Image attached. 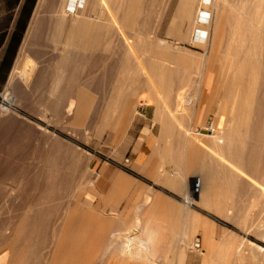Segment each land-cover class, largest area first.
<instances>
[{"label":"bare ground","instance_id":"bare-ground-1","mask_svg":"<svg viewBox=\"0 0 264 264\" xmlns=\"http://www.w3.org/2000/svg\"><path fill=\"white\" fill-rule=\"evenodd\" d=\"M150 1L152 0H96V7L92 12L94 18H91V14L75 13L71 0H38L5 90L0 92V101H3L0 104V264H89L90 254H87V250L90 245L87 242L91 239L100 245L107 236L108 228L106 229V225L103 228L101 221H94L93 226L87 228L88 222L82 209L72 210L71 216L63 223L61 234L57 235V216L60 210L58 192L60 188H66L73 183L76 170L86 166L79 162L83 153L74 154L72 148V156H62L66 145L59 140L62 144L60 147L65 146L63 153H58L59 142L49 130L50 124L29 125L27 123L30 120H22L24 116L16 107L25 100L20 91L21 73L24 68L32 65L33 57L37 56L36 52H31V48H40L39 45L48 44L45 43L47 41L56 44L50 50L56 53L53 59L58 67V80L49 89V99H43L45 109L35 114L36 108L32 106L33 111L35 110L34 116L39 114L38 117L48 123L56 119H62L61 122L63 119L68 121L69 118L77 123L89 120L96 124L101 121L100 115H96L95 110L91 111L88 107L87 89L91 85L85 80L89 72H94L88 71V52L98 47L102 40L114 43L118 40L126 44L124 56L121 53V59H124L121 61L122 71L135 78L133 86L136 89H139V78L143 76L148 94L158 106L161 134L181 138L184 149L181 152L176 151V154L185 155L187 167L200 171L203 181L200 200L204 206L221 214L231 212L235 208L236 194L244 185L243 180L249 181L263 172L261 162L264 159V147L261 145H264V12L261 14L257 10L261 16L255 13L263 30V35L257 36L249 25H240L239 20H243L241 17L232 15L230 11L225 12L226 0H216L214 9L217 10L219 23L215 22L207 53L187 51L183 54L180 50L174 52L176 49L170 52L172 49L168 45L169 41L158 38V34L149 36L146 43L138 42L141 41L138 33L143 31L146 24V18H143L144 21L141 16L150 9ZM179 1L180 23L186 19L193 21L201 0ZM243 3L242 6H245L246 2ZM253 3L251 4L254 6L256 3ZM263 4H260V8ZM49 16H52L51 21ZM224 21L235 22L234 38L246 43L216 44L223 34ZM170 24L175 27L178 21L175 19ZM193 31L191 22L189 35L193 36ZM254 41L255 44H252ZM195 56L201 58V61L196 66L197 76L195 80L192 79L194 85L197 84L200 90L211 96L222 92L229 102L228 112L222 121L223 126L213 138H200L196 134L192 136L186 129L181 132L176 130L179 126L174 125V117L170 114L172 100L166 98L172 91L183 89L187 85L191 67L196 61ZM160 91H164V98L160 99ZM114 111L117 113L119 109ZM130 112L129 106L119 112L124 114V123L128 122ZM119 116L116 115V119ZM89 130L92 131L90 126ZM22 134L30 136V141L28 139L26 142L21 138ZM196 140H202L208 148L201 146ZM66 147L68 149V145ZM173 151V148L167 147L159 152L155 150L154 153L172 154ZM189 182L188 172L181 175V186L186 187ZM191 202L189 200L186 205ZM128 224L126 221L122 229L131 228ZM142 229L145 237L139 244L145 251L142 248L133 251L127 244L121 247L123 249L120 253L128 260L146 263L149 259L146 253L154 247L158 228L145 225ZM186 230L187 237L190 238L189 233L193 228ZM205 235L210 251L204 257V264H213L221 260L224 254L211 241L209 231ZM182 260L181 255L176 264H182Z\"/></svg>","mask_w":264,"mask_h":264},{"label":"rangeland","instance_id":"rangeland-1","mask_svg":"<svg viewBox=\"0 0 264 264\" xmlns=\"http://www.w3.org/2000/svg\"><path fill=\"white\" fill-rule=\"evenodd\" d=\"M37 2L38 0H0V92L5 90L4 88L20 47L24 42ZM203 2L198 5L200 10L198 27L207 26L216 18V10L214 9L216 0H203ZM209 2H211V7L208 6ZM77 3V12L81 13L85 9H90L91 18L94 16L92 12L96 7L95 0H79V2L77 0ZM179 3V0L150 1V9L148 8L145 11L147 14L144 12L142 14L143 17L141 16L142 20H144V17L146 18V24L143 31L138 33L141 39L138 42L146 43L148 38L158 34V36H155L169 41L170 44L168 45L172 49L170 52L176 49L174 52L180 50L183 54L187 51L207 53L210 43L205 47H203L204 42L198 43L197 34L199 30H196L193 38L188 32L189 24L191 25V22L194 24L195 16L193 21L186 19L182 24L180 23L181 21L178 18ZM225 3L227 8L233 12L232 15H242V11L233 7V4L238 2L225 1ZM243 18L250 23L248 25L255 31L257 36L263 35L261 24H257L253 16H250L249 20L247 17ZM48 19L51 21L52 16L51 18L49 16ZM175 19L178 24L175 27H171L170 23ZM186 23H188V26L185 28ZM223 30V34H221L222 36L216 44L246 43V41H237L234 38V26H224ZM209 37H213V28L211 27ZM103 42L104 44H102ZM45 43L48 44H40V48H31V52H36L37 56L33 57L31 68H24L21 73V85L24 88L20 87V91L23 93V99L25 100L16 107L24 116L22 120L24 119L25 122L30 120L27 124H44L43 126L50 124L49 130L55 134L57 142H59L57 143L59 144L58 149L62 148V152L58 150V153L62 154L65 149L62 156L67 155L70 157L74 152V154L76 152L83 153L79 157V162L86 165L74 172L73 185L70 184L66 188L59 189L58 203L60 210L57 216V235L61 234L63 223L71 216L72 210L82 209L88 222V229L93 226L94 221H101L102 227L105 228L104 225H106V229L108 228L106 239L100 245L94 240L91 241V239L88 241L89 243L87 242L90 245L87 250V254H90L88 258L89 264H176L174 260L179 253H182L181 255L183 256L182 264H204V257L210 251L206 239L207 236L205 235L206 231H209V236L215 247L224 254L221 260L215 261L216 263L213 264H264V159L261 162L263 166L261 174L254 176L249 181L242 177V179H245L243 180L244 185L236 194L235 208L231 212L226 211L221 214L204 206L200 200V194L196 196L192 205L187 206L184 203V198L190 193L194 178L200 179L203 187L201 175L190 178L188 186H184L187 189V194L185 195L184 193L182 195L178 207L163 203L161 209L156 208L153 186L148 183L149 180L153 179V174L148 178L141 175L137 164L133 163L137 158V148H143V153H146L149 158L162 157V164L167 165L171 155H157L154 153L155 150L159 152L161 147L163 149L168 147L173 148L175 151L172 154H175L176 151H183L184 144L181 141L182 139L177 136L170 137L167 134H162L163 136L161 137V132L160 137L157 138L161 130H159L154 116L156 109V120L160 122L158 119L159 111L153 101H148L145 98L148 90L144 85L143 76L139 78L142 86L140 84L139 89L133 90L131 88L133 83L131 79L134 80L135 78L122 71L124 59L122 60L121 58L124 56L123 52L126 44H122L123 42L118 40L115 41L116 44L114 41L102 40L96 47L97 50L95 48L88 52L89 63H91H88V71L94 70L95 72H89L88 74L90 75L87 74L86 78H88L85 80L89 83L88 85H91L87 89L89 94L88 107L91 111L95 110L96 115H100L101 121L99 120L100 124L97 125L99 121L96 124L90 123L89 120L77 123L71 118L68 121L65 119L67 122H63L65 121L64 119L62 122V119H56L48 123L46 120H41L38 117L40 116L39 114L34 116L45 109V106L43 107V99L45 97L49 99L48 93L50 94L51 92L49 89H51L55 80H58V73L56 72L58 67L53 59L56 53L50 50L56 44L49 43V41ZM252 44H255V41ZM156 46L159 47V44H156ZM183 49L185 50L183 51ZM71 51L73 52L74 50L72 49ZM75 52L77 53L76 50ZM179 54L182 53L180 52ZM92 55L97 58V60L95 59L96 62ZM98 55L99 57H97ZM195 57L196 61H198L197 63L196 61L193 62L187 85L183 89L172 91L171 95L166 98L172 100L173 107L170 108V114L174 117V125L179 126L176 130L181 132L186 129L188 134L191 133L192 136L196 134L200 138H213L223 126L222 121L228 112L229 102L222 92L210 96L204 90H200L197 84L194 85L195 82L193 80L197 76L196 66L201 61V58ZM29 77L30 79H28ZM196 91L200 92V94ZM116 101L118 102L117 106L115 105ZM26 102L27 105H24ZM126 103H128L131 112L128 122L124 123V114L119 112L125 108L124 104ZM0 104L2 105L3 101H0ZM35 105H38V107ZM32 106L36 108V112L35 110L33 111L34 108ZM28 107L32 108V110ZM38 108L39 111L37 110ZM116 109H119V112L115 113L114 110ZM28 110H30L29 113ZM116 115H120L119 118L116 119ZM33 122L35 123L33 124ZM124 124L126 126H123ZM89 126L92 131L89 130ZM96 126L100 129H97ZM20 137L25 139L26 142L31 139L30 136L25 134L20 135ZM59 140L66 146L68 145V149L63 145V147H66L63 150V147H60L62 144ZM196 142L208 148L202 140H196ZM261 147H264V145H261ZM72 148L73 151L70 154ZM66 152L68 153L65 154ZM149 170L153 171L154 165H149ZM116 171L119 172L118 175L113 176ZM101 174H107L108 179L112 178L115 180L118 194L126 198L121 209L109 206L111 201L109 202L108 199L106 201L105 196L101 198ZM138 180H143L144 183L139 195L136 194L135 197H132L131 189L135 184L134 188H137L136 182H139ZM126 221L131 226L129 228L130 231L129 229H122ZM145 225L159 228L158 238L155 240L156 247L151 249V251H147L146 254L149 259L146 263L128 260L126 256L120 253L123 249L121 247L128 244L133 251L142 248L139 241L145 237L142 229ZM193 227L195 229L190 231V238H188L186 229ZM197 242L200 243V247L195 246ZM132 245L136 246L133 248ZM125 249L128 251L127 247Z\"/></svg>","mask_w":264,"mask_h":264},{"label":"crops","instance_id":"crops-1","mask_svg":"<svg viewBox=\"0 0 264 264\" xmlns=\"http://www.w3.org/2000/svg\"><path fill=\"white\" fill-rule=\"evenodd\" d=\"M226 1L238 2L236 4H233V7L235 9H238L239 11H242V13H241L242 15L234 13V14H236L238 16V18L241 17L240 19H243V20H239L240 21L239 23H240L241 26H246L248 24L250 25V23L246 22L244 20V18H243V17H247L248 20H249L250 16H247V14L249 15L250 13L252 14L251 16H255L256 23L260 24L258 16L259 15L261 16L262 12H264V6H262L260 8V6H261L260 4L264 3V0H261L262 3H260L261 2L260 1L259 2L260 4L257 3L258 0H256V1L255 0H244L242 2H241V0H226ZM78 2H79V0H78ZM243 2H246L245 6H242V4L244 5ZM253 2L256 3V4H254ZM71 3H72L73 11L75 13H77V14H85V15H89L91 13L90 9H85L81 13L77 12V7H78L77 0H71ZM95 3H96V0H95ZM201 3H204L203 0H201L200 4ZM251 3H253L254 6ZM208 4L207 5L209 7H211V2H209ZM257 4H258V6H257ZM214 7L216 9V5L215 4H214ZM226 9H228L227 6L225 8V12H228V11L232 12L230 9H228V10H226ZM88 10H89V12L87 13ZM257 10L261 14L258 15ZM199 11L200 10L198 9V12L196 14L195 21H194V24H193L194 31H193L192 38L194 37V34H195L196 30L198 29L199 30V33L197 34L198 43L200 44V43L204 42L203 47H205V46H207V44L210 43V38H211V37H209L210 27L211 28L215 27V25H216L215 22L219 23V16H217V14H216V18L217 19L214 18L209 25L198 27ZM255 13H257L258 16ZM242 22L244 23V25H242L243 24ZM227 25L228 26L232 25V26L235 27L236 23L235 22L227 23L226 21H224L223 27L227 26ZM187 26H188V23L185 24V28ZM131 81H133V83H134L135 80L131 79ZM133 83L131 84L132 85L131 88L133 90H136V88H134V86H133ZM159 93H160L159 97H163L164 96V91H160ZM170 95L171 94H169L168 96H170ZM145 98L148 101H152L149 94H146ZM117 101H116V104H115L116 106H117V103H118ZM127 106H129V105L124 104L125 108H127ZM155 107L158 108V106H156V105H155ZM156 116H157V111L155 109L154 119H155V122L158 123L159 130H161V124H160V122L158 120H156ZM162 136L163 135L161 134V137ZM159 137H160V131H159V136L157 138H159ZM142 150H143V148H141V147L137 148V154H136L137 158L134 160L133 163L137 164L138 169L141 171L140 172L141 175H143V176L148 178V177H151V175L153 174L152 175L153 179L149 180L148 183L152 184V186H153L154 195H155V198H156V204H155L156 208L161 209L163 207V203L172 205L174 207H178L179 203L181 202L182 195L184 193H185V195L187 194V189L185 187L181 186V184L179 183V178H181V175L186 174V172H188L189 179L193 178V177H197V176L200 175V171L198 169L193 170V169H190L189 167H187V164H186L187 158L185 157V155H180V154H176V153L175 154H167L166 153L167 155H171V156L168 159L169 163L167 165H164V164H162V161H163L162 157L159 156V158L155 157L154 159L153 158H149L148 155L146 153H143ZM161 150H163L162 147H161ZM155 154L161 155V154H165V152H162V153L160 152V153H155ZM142 161H143V163H142ZM152 162H153V164H152ZM140 163H142V164H140ZM149 165H154V170L153 171L149 170ZM118 173L119 172L116 171L113 176H117ZM138 181L139 182H136L137 183V186H136L137 188L136 189L134 188V186L136 185L135 184L132 187V189H131L132 197H135L136 194L139 195V192H140V189L142 187V184L144 183L143 180H138ZM102 182H104V183H102ZM132 182L135 183L134 180H132ZM177 183H179V184H177ZM100 184H101L100 185V192H101L100 196H101V198L103 196H105L106 201H107V199L109 200V202L111 201L109 206H113L116 209L117 208L121 209L124 206L123 202H124V200L126 201V198L124 196H120L118 194V192L116 190V181L113 180L112 178L108 179L107 174H101L100 175ZM113 187H114V189H113ZM185 198H186V196H185ZM112 202H113V204H112ZM155 228L157 229L158 227H155ZM194 229H195V227H193V230ZM158 230H159V228H158ZM158 230H157V233L159 234ZM155 247H156V244L154 243V247L152 249H154ZM181 254L182 253H179L174 261L178 260L179 256H181Z\"/></svg>","mask_w":264,"mask_h":264},{"label":"built area","instance_id":"built-area-1","mask_svg":"<svg viewBox=\"0 0 264 264\" xmlns=\"http://www.w3.org/2000/svg\"><path fill=\"white\" fill-rule=\"evenodd\" d=\"M201 188H202L201 180L198 178H194L192 180L190 193L188 194V198H184V203H188V201L190 200L192 201L190 205H192L196 199V196L200 194ZM195 246L200 247V243L197 242Z\"/></svg>","mask_w":264,"mask_h":264}]
</instances>
